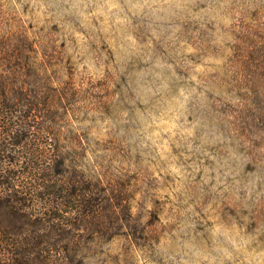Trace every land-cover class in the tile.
I'll use <instances>...</instances> for the list:
<instances>
[{"label":"rangeland","instance_id":"rangeland-1","mask_svg":"<svg viewBox=\"0 0 264 264\" xmlns=\"http://www.w3.org/2000/svg\"><path fill=\"white\" fill-rule=\"evenodd\" d=\"M28 44L93 194L34 264H264V0H0Z\"/></svg>","mask_w":264,"mask_h":264},{"label":"trees","instance_id":"trees-1","mask_svg":"<svg viewBox=\"0 0 264 264\" xmlns=\"http://www.w3.org/2000/svg\"><path fill=\"white\" fill-rule=\"evenodd\" d=\"M9 51L0 45V254L6 251L14 264H34L41 246L55 242L48 230L53 221H66V213L91 215L93 194L62 174L65 161L52 146L59 117L55 88L42 82V65L30 56L35 50L28 44L12 49L16 56ZM22 58L33 70L32 82ZM74 201L81 213L68 206Z\"/></svg>","mask_w":264,"mask_h":264}]
</instances>
